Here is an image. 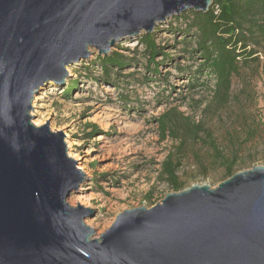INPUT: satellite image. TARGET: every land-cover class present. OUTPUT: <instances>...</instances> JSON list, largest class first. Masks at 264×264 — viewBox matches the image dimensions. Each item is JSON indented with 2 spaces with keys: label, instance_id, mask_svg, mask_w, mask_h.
Listing matches in <instances>:
<instances>
[{
  "label": "water",
  "instance_id": "obj_1",
  "mask_svg": "<svg viewBox=\"0 0 264 264\" xmlns=\"http://www.w3.org/2000/svg\"><path fill=\"white\" fill-rule=\"evenodd\" d=\"M213 2L0 0V264H264V166L123 211L94 239L93 210L67 202L86 175L66 136L30 115L33 90L64 84L90 48L106 56Z\"/></svg>",
  "mask_w": 264,
  "mask_h": 264
},
{
  "label": "rangeland",
  "instance_id": "obj_2",
  "mask_svg": "<svg viewBox=\"0 0 264 264\" xmlns=\"http://www.w3.org/2000/svg\"><path fill=\"white\" fill-rule=\"evenodd\" d=\"M188 12L173 16L152 30L156 44L164 47L168 55L155 58L159 75L153 71L154 64H149V54L139 42V34L117 41L106 54L118 52L128 60L126 67L110 68L107 76L97 61L105 55L90 48L92 54L87 59L68 67L64 84L50 81L33 90L37 92L33 94L30 113L34 117L32 124L40 127L49 121L52 132L62 131L68 156L86 175L78 192L72 193L67 202L77 207V196L87 198L84 208L93 210V214L85 223L95 230L94 239L110 229L123 211L151 209L167 194L174 193L172 186L159 176L169 153L182 160L178 172L182 191L193 186L215 189L226 181V168L215 158L207 135L200 134V140L204 138L206 144L188 143L181 153L177 150L179 141L169 135L163 139L157 120L172 110L178 112L179 124H184L182 118H189L195 125H203L226 156L237 152L239 162L235 171L264 166V50L259 54L258 71L244 74V89L248 86L253 98H243L241 103L233 101L225 110H208L213 94L207 86L211 84H207L206 72L198 71L203 63L199 53L191 52L197 34L195 30L188 31V43L192 44L188 48L183 44V33L170 31L190 29L184 18ZM166 74L168 81L163 82ZM192 75L204 87L192 89ZM72 82L77 85L67 95ZM242 87V82L235 79L234 92L237 94ZM241 107L248 112L249 124L258 128V136L251 142L245 140L247 124L239 119ZM181 130L185 133L183 127Z\"/></svg>",
  "mask_w": 264,
  "mask_h": 264
},
{
  "label": "trees",
  "instance_id": "obj_3",
  "mask_svg": "<svg viewBox=\"0 0 264 264\" xmlns=\"http://www.w3.org/2000/svg\"><path fill=\"white\" fill-rule=\"evenodd\" d=\"M185 15L187 16L184 18L189 21L190 29L176 28L170 31L177 34L183 33L186 36L183 44L188 48L192 45L188 43V31L192 29L197 34L196 40H193L195 49L191 48V52L199 53L203 63L198 71L199 73L205 71L207 84H211L206 85L213 94L208 110L211 107L225 110L233 101L241 103L243 98H253V93L247 90L248 86L244 89L247 83L244 74L247 71H258L261 67L259 54L264 50V0H214L213 6L207 13L192 11ZM138 39L149 54V64L155 66L154 73L159 75V64L155 62V58L157 55L168 58L164 47L156 44L152 32L143 33ZM97 61L107 76L111 72L110 68L122 69L128 64V60H125L118 52L100 56ZM168 77L169 75L166 74L162 81L167 82ZM235 79L240 80L243 85L237 94L233 90ZM190 80L193 83L192 89L204 87V84L198 83L196 75H192ZM76 85L77 83L72 82L70 87L68 86L67 95L75 89ZM176 113H178L176 110H172L157 120L163 139L169 135L179 141L177 150L181 153L188 143L206 144L204 138L200 140V134L203 133L207 135L208 144L214 148L215 158L226 168V180L238 173L235 171L239 162L237 152L228 153L226 156L216 146L212 135L203 125H195L189 118H182L184 124H179ZM239 119H244V124H247L245 140L247 142L255 140L258 136V128L249 124L248 112L244 107L240 108ZM181 127L185 133L182 132ZM236 139L238 135L234 136V140ZM181 165L182 160L173 152L169 153L161 164L160 179L170 184L174 192L183 190L178 175Z\"/></svg>",
  "mask_w": 264,
  "mask_h": 264
},
{
  "label": "bare ground",
  "instance_id": "obj_4",
  "mask_svg": "<svg viewBox=\"0 0 264 264\" xmlns=\"http://www.w3.org/2000/svg\"><path fill=\"white\" fill-rule=\"evenodd\" d=\"M36 125H38L39 123L35 122ZM75 204H79V206H86L87 204V198L85 196H77L76 199H75Z\"/></svg>",
  "mask_w": 264,
  "mask_h": 264
}]
</instances>
